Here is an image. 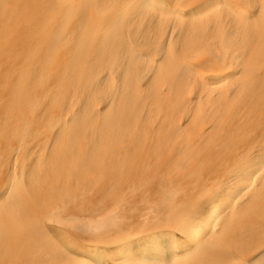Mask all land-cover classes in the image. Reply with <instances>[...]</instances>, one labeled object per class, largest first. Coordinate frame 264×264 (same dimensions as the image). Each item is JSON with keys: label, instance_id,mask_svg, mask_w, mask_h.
<instances>
[{"label": "bare ground", "instance_id": "obj_1", "mask_svg": "<svg viewBox=\"0 0 264 264\" xmlns=\"http://www.w3.org/2000/svg\"><path fill=\"white\" fill-rule=\"evenodd\" d=\"M0 264H31L27 0H0Z\"/></svg>", "mask_w": 264, "mask_h": 264}]
</instances>
